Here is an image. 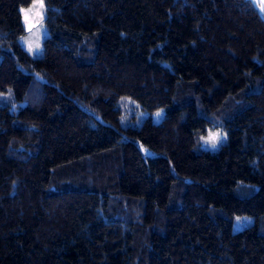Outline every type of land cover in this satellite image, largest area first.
<instances>
[{
  "label": "trees",
  "instance_id": "trees-1",
  "mask_svg": "<svg viewBox=\"0 0 264 264\" xmlns=\"http://www.w3.org/2000/svg\"><path fill=\"white\" fill-rule=\"evenodd\" d=\"M31 1L0 0V264H264L253 3L42 0L34 58ZM128 102L163 117L122 126ZM236 216L254 224L232 233Z\"/></svg>",
  "mask_w": 264,
  "mask_h": 264
},
{
  "label": "rangeland",
  "instance_id": "rangeland-1",
  "mask_svg": "<svg viewBox=\"0 0 264 264\" xmlns=\"http://www.w3.org/2000/svg\"><path fill=\"white\" fill-rule=\"evenodd\" d=\"M256 7L264 21V0H250ZM20 20L24 30V34L19 38L20 46L31 56L39 57L42 52V42L47 36L44 25L45 6L42 0H32L31 3L19 9ZM119 123L122 126L139 125L142 120L150 119L153 123H158L163 117L164 110L159 109L155 112L148 113L138 109L137 105L128 102L122 109ZM225 142V134L221 130H207L200 137L199 148L201 150L215 151L221 144ZM142 154L146 157L154 156L149 151L139 146ZM254 220L248 216H236L232 219L231 232L235 233L243 228L252 226ZM264 233V226H262Z\"/></svg>",
  "mask_w": 264,
  "mask_h": 264
}]
</instances>
